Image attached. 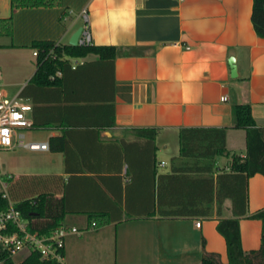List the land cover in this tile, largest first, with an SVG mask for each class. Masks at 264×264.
<instances>
[{
    "label": "crops",
    "instance_id": "0c3cea01",
    "mask_svg": "<svg viewBox=\"0 0 264 264\" xmlns=\"http://www.w3.org/2000/svg\"><path fill=\"white\" fill-rule=\"evenodd\" d=\"M253 4L57 0L52 8L12 12L11 0H0V19L13 16V35L0 37L4 90L33 105L34 127L24 132V141L50 148L1 151L22 150L26 162L17 166L16 175L0 170L10 178L12 199H32L42 192L62 198L68 185L72 213L64 225L83 234L67 239V264H202L204 244L207 252L219 253L228 263L226 240L217 226L233 218L231 202L224 203L219 216L216 208L213 216L189 213L191 208L179 215L177 196L164 187L163 176L178 174L182 166V128H228L227 149L243 161L247 134L233 127L232 107L250 105L256 124L264 128V38L252 23ZM84 10L94 46L117 48V58L103 61L92 53L66 57L72 70L81 68L76 73L69 69L58 89L32 85L37 72L32 43L70 45L83 27ZM8 67L15 71L13 77ZM110 104L115 106V126L94 129L100 130L99 140L84 133L81 124L74 125L83 122L75 106ZM139 129L158 130L156 150L136 137L133 130ZM65 131L67 152L54 151L51 140ZM233 165L231 157L217 158L218 173L230 172ZM35 185L34 191H25ZM262 210L264 176L257 174L249 180L248 216L240 220L246 252L261 246L262 223L250 217ZM93 212L105 215L91 221Z\"/></svg>",
    "mask_w": 264,
    "mask_h": 264
},
{
    "label": "trees",
    "instance_id": "16d2710c",
    "mask_svg": "<svg viewBox=\"0 0 264 264\" xmlns=\"http://www.w3.org/2000/svg\"><path fill=\"white\" fill-rule=\"evenodd\" d=\"M57 0H11L12 12L16 9L52 8ZM252 23L256 34L264 38V0H254ZM13 35V16L8 19H0V37ZM31 48L39 51L37 59V72L30 83L38 88H57L60 80L72 66L68 58H82L89 54H96L101 60L114 61L118 56L115 47L92 46L81 47L71 45H56L51 41H34ZM54 51V57L46 58V53ZM80 66L73 73L78 72ZM61 73V75H59ZM76 112L83 114L81 124L84 133H94L100 139V130L115 126V106H75ZM103 110V111H102ZM108 110V111H107ZM233 127L244 130L247 134V157L240 160L236 155H231L227 149L228 128H182L180 130V156L183 160L178 174L163 176L166 180L168 191L176 194L179 204V215L185 213V208H191L189 213L213 216L215 208L217 215L222 212L224 203L231 202L233 218L220 220L217 230L224 237L227 244V264H264V210L257 212L251 219L262 223L261 246L257 250L246 252L242 247L240 220L248 216L249 207V180L257 175L264 176V128L258 127L250 105L236 104L232 107ZM108 119L106 123H100L97 119ZM65 125V123H64ZM138 139L147 141L152 150H156L155 141L158 135L157 129L133 130ZM66 131L62 137L53 138L51 146L54 151L67 152L69 141ZM232 158L234 165L230 172L218 173L217 158ZM175 161V159H174ZM105 181V180H104ZM10 182V181H9ZM162 184L160 189H163ZM35 190V186L25 189ZM68 185L65 186L62 198H57L51 192L38 193L35 198H13L16 208L21 211L23 218L28 222V228L32 233L41 236H49L57 228L63 227L66 216L71 214L69 208ZM8 209V203L2 199L0 192V211ZM174 213V214H175ZM177 214V215H178ZM103 212L89 214V220L100 221L104 217ZM185 215V214H184ZM111 221V220H109ZM97 224V222H95ZM202 256V264H226L219 253L207 252L205 244ZM0 258L4 264H56L45 262L39 254L33 253L22 262L7 257L0 250Z\"/></svg>",
    "mask_w": 264,
    "mask_h": 264
},
{
    "label": "built area",
    "instance_id": "2783aa9c",
    "mask_svg": "<svg viewBox=\"0 0 264 264\" xmlns=\"http://www.w3.org/2000/svg\"><path fill=\"white\" fill-rule=\"evenodd\" d=\"M183 3L185 0H173ZM83 20L82 33L79 37L78 46H94V38L91 31V21L87 10L81 14ZM54 51L46 53V58L54 57ZM34 57L39 58V51L35 50ZM60 74V73H59ZM223 97L222 101H227ZM33 105L24 97L18 95L9 97L4 90L0 75V152L12 151L20 147H27L32 151H48V144L26 143L24 132L33 129L34 122L31 119ZM10 178L0 170V192L2 199L8 203V209L0 211V250L7 257L26 259L33 253H37L40 259L45 262L56 264L66 263L67 239L72 235L83 234L78 228L63 226L57 228L49 236H41L32 233L28 228V222L23 218L20 210L16 208V202L12 199L10 189ZM96 223L92 224L96 227ZM198 228L201 223L196 224ZM4 259L0 258V264H4Z\"/></svg>",
    "mask_w": 264,
    "mask_h": 264
},
{
    "label": "rangeland",
    "instance_id": "374dc122",
    "mask_svg": "<svg viewBox=\"0 0 264 264\" xmlns=\"http://www.w3.org/2000/svg\"><path fill=\"white\" fill-rule=\"evenodd\" d=\"M15 71L13 68L8 67V74L10 76H14ZM11 97V96H9ZM23 151L17 150L16 152H9V153H0V167L3 172H8L10 174L16 175L17 174V166L26 162L25 158L23 157ZM24 158V159H23ZM24 259L22 257H18L15 259L17 263L22 262Z\"/></svg>",
    "mask_w": 264,
    "mask_h": 264
},
{
    "label": "water",
    "instance_id": "95a60500",
    "mask_svg": "<svg viewBox=\"0 0 264 264\" xmlns=\"http://www.w3.org/2000/svg\"><path fill=\"white\" fill-rule=\"evenodd\" d=\"M81 33H82V28H79L77 30V32L73 35L72 39L70 40L71 46H74V47L78 46V41H79V37H80ZM230 66L232 69V77H236L237 76V67H236L234 59L230 61Z\"/></svg>",
    "mask_w": 264,
    "mask_h": 264
}]
</instances>
